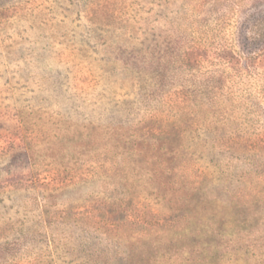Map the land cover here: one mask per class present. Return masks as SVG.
Segmentation results:
<instances>
[{"label": "rangeland", "instance_id": "rangeland-1", "mask_svg": "<svg viewBox=\"0 0 264 264\" xmlns=\"http://www.w3.org/2000/svg\"><path fill=\"white\" fill-rule=\"evenodd\" d=\"M206 224L264 264V0H0V264H202Z\"/></svg>", "mask_w": 264, "mask_h": 264}, {"label": "trees", "instance_id": "trees-1", "mask_svg": "<svg viewBox=\"0 0 264 264\" xmlns=\"http://www.w3.org/2000/svg\"><path fill=\"white\" fill-rule=\"evenodd\" d=\"M213 208L210 209V213H212L214 216L218 217V222H219V227L218 229L219 230H224V228L229 224V223H232V220L233 218L235 217V214H236V211H234L233 209H235V206L237 204V202L234 201V199H229V200H220V199H216V200H213ZM209 219V218H208ZM204 233V235L206 237H204V239H199V238H196V237H193L192 239H190V242L192 244L195 245V247H197L198 245L195 244L198 242L199 245H203L205 247V251L203 253H206V254H203V255H196L195 259L196 260H200V262H202V264H216V262L212 261V262H208V258H212V259H216L217 256L216 254H214L213 256H209L208 255V252L210 251H213L215 250L216 252V249H220V238H217L212 235V234H209V233H212L213 231V227H211V225H207L204 227V230H202ZM201 236V238H203V236ZM199 239V240H198ZM202 240V241H200ZM177 241V240H176ZM222 245L226 246V245H231V247H236V242L235 240H232V239H228L227 241H224L222 240ZM197 245V246H196ZM238 245V244H237ZM238 249V247H237ZM243 257H246V256H243L242 254L240 255H236V257H234V261L236 262V264H242L243 263V260L245 258ZM246 260V259H245ZM199 262V261H198ZM205 262V263H203Z\"/></svg>", "mask_w": 264, "mask_h": 264}]
</instances>
